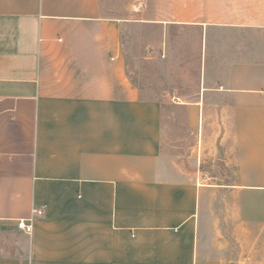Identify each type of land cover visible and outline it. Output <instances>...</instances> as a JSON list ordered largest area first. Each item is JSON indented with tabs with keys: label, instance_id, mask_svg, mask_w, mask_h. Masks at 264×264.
<instances>
[{
	"label": "crops",
	"instance_id": "1",
	"mask_svg": "<svg viewBox=\"0 0 264 264\" xmlns=\"http://www.w3.org/2000/svg\"><path fill=\"white\" fill-rule=\"evenodd\" d=\"M146 21L168 97L133 79L126 19L99 0H0V264H264V0ZM168 108L197 134L220 111L230 177L165 150Z\"/></svg>",
	"mask_w": 264,
	"mask_h": 264
},
{
	"label": "rangeland",
	"instance_id": "2",
	"mask_svg": "<svg viewBox=\"0 0 264 264\" xmlns=\"http://www.w3.org/2000/svg\"><path fill=\"white\" fill-rule=\"evenodd\" d=\"M166 1L99 0V4L106 14L121 15L126 19V25L123 29V42L128 57L129 70L133 72V79L138 82L139 86L146 89L144 92L154 97L172 95L163 92L168 90L166 77L164 76L168 66L165 63L159 64L156 59L158 46L162 43V30L146 21L154 16L156 5H161V8H163ZM182 35L181 32L178 34V36ZM186 36L188 37L187 34ZM181 45L185 46V43ZM158 58L162 60L164 55L161 54ZM193 84L196 85L195 78ZM185 95L188 97V94ZM211 111L213 118L204 121V126L201 128L200 125V131L197 134L196 132H190L183 126L184 113L182 110L178 108L164 110L166 112L164 113V120L167 122L164 124L167 131V134L165 133L167 137L165 143L168 144L165 145V150L188 154L195 149L202 179L208 182H216L230 177L231 173L222 165L219 157L220 150L217 147L218 140H214L218 132L221 114L219 110H217L218 112L216 110ZM173 118L176 119V122ZM179 137L184 138L177 140ZM170 145L174 146L170 147Z\"/></svg>",
	"mask_w": 264,
	"mask_h": 264
},
{
	"label": "built area",
	"instance_id": "3",
	"mask_svg": "<svg viewBox=\"0 0 264 264\" xmlns=\"http://www.w3.org/2000/svg\"><path fill=\"white\" fill-rule=\"evenodd\" d=\"M33 211L34 212H37V213H40L39 210H33ZM16 227L20 231H23L25 233H29L31 231V227L32 226H31L29 220H23V219H21V220H18L17 221Z\"/></svg>",
	"mask_w": 264,
	"mask_h": 264
}]
</instances>
